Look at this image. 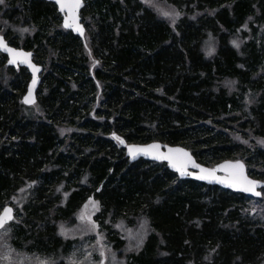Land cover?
I'll use <instances>...</instances> for the list:
<instances>
[{"label":"trees","instance_id":"trees-1","mask_svg":"<svg viewBox=\"0 0 264 264\" xmlns=\"http://www.w3.org/2000/svg\"><path fill=\"white\" fill-rule=\"evenodd\" d=\"M215 1L207 0L206 6H215L218 4ZM172 2L179 5L180 0ZM255 2L257 0H235L232 5L234 13L229 7L221 6L215 17H209L198 27L181 21L174 30L155 10L149 6L144 8L136 0H124L123 3L120 0L110 3L89 0L83 11L95 18L99 30L90 36L88 29L86 36L85 31L83 35L72 32L85 42L86 53L83 48L71 53L68 48H63V53L59 54L63 64L53 63L51 72L44 76L47 92L39 95V102L49 126L42 122L38 128L32 126L26 116L14 112L13 92L1 93V129L9 130L12 137H17L10 140L8 148L0 151V194L19 178L23 168L37 166L42 170V159L38 163V156L48 147L56 145L57 140L51 124H64L73 118L75 126L78 123L76 119L81 116L86 121L84 125L89 127L84 136H79L81 141H85L86 149L89 148L85 156L82 148L78 147L81 157L86 160L78 164L76 161L73 171L69 168L72 161L65 164L64 169L69 173L71 171L73 180L83 169L95 185L115 180L114 186L105 184L99 194L107 209L113 207L122 212L127 208H138L141 203L138 194L142 191L154 194L167 183L166 178L162 170L157 171L159 164H149L143 159L130 162L123 146L119 152L117 146L122 140L147 142L155 136L176 143L185 136L186 118L196 113L201 115L203 111L207 116L218 117L241 108L235 94L228 96L220 86H216V74L228 73L235 77L245 73L240 70L237 52L231 46L224 47L222 44L214 58L204 59L200 48L204 37L209 36L208 24L215 32L219 24L230 30L236 22L243 20ZM43 7L49 11L52 9L41 0H33L28 11L38 15ZM16 11L14 7L9 8L1 17L12 21ZM247 47L248 56L242 57L248 61L246 72L249 74V68L256 62L260 50L254 44ZM188 62L190 66L187 68L185 65ZM57 71L60 75L68 73L74 80L75 88L67 86L61 90L65 86L64 78H57ZM96 80L104 83L100 98H97ZM167 92L172 95L171 100H168ZM260 107L261 112L252 119L248 116L246 121L256 133L264 135V100ZM100 116L105 120L101 123L93 121ZM31 133H35L34 137ZM105 133L109 135V140L104 137ZM112 133H116L117 137H113ZM223 139L230 144L228 136ZM227 147L230 149L232 145ZM258 156L264 160V152H257L254 157ZM142 164H149L150 167L142 171L139 168ZM161 168L166 175L174 176L166 165ZM147 180L150 184L143 185ZM180 184L191 187H170L167 198L151 208L147 217L154 232L140 254L131 257L130 264H189L191 255L202 256L208 246H217L213 264H259L262 261L264 228L241 225V231H224L219 225L224 212L232 204L228 213L237 217L241 213L238 202L251 201V198L193 179H182ZM197 187L211 191V199L206 197L207 192L198 191ZM86 191L85 188L76 189L68 199V207L72 209L79 204ZM233 200L236 202L232 203ZM259 205L264 210V203ZM196 216L198 225L193 223Z\"/></svg>","mask_w":264,"mask_h":264},{"label":"rangeland","instance_id":"rangeland-1","mask_svg":"<svg viewBox=\"0 0 264 264\" xmlns=\"http://www.w3.org/2000/svg\"><path fill=\"white\" fill-rule=\"evenodd\" d=\"M41 1L45 5L49 4L52 9L49 11L43 7L44 9L36 15L29 13L33 0H3V3H0V35L17 47L32 50L34 60L43 65L41 72L43 77L51 72L53 63L63 64L59 58V54L63 53V48H68L70 53L77 51L78 48H83L86 53V49L83 46L85 42L80 37L63 27L62 14L58 11L56 4L47 0ZM114 1L104 0L107 3ZM206 1L180 0L177 5L172 0H136L144 8L149 6L155 10L174 30L181 21L186 25L192 24L198 27L209 17H215L221 6L229 7L231 13H234L232 5L235 0H223L222 2L216 0L214 3L218 4L211 7L206 6ZM120 2L123 3L124 0ZM13 7L17 11L12 21L3 19L1 14ZM81 16L85 36L86 29H88L89 36L99 30V23L95 22L92 15L82 11ZM207 28L209 36L204 37L200 48L204 59L214 58L223 46L222 44L224 47L231 46L239 55L238 64L241 72L245 73H240L235 77L228 73L216 74V86L217 88L220 86L228 96L235 94L241 102L239 104L241 108L218 117L207 116L206 111H203L201 115L196 113L186 118L187 131L178 142L170 143L158 139L162 136H155L153 140L182 145L207 166H214L225 159H240L246 164L251 176L264 180L263 157H254L257 152H264V135L262 132L256 133L254 127L246 121L248 116L252 119L256 116L255 114L261 112L260 106L264 100V0H257L253 3L252 9L245 14L243 20L236 22L230 30L222 24H219L216 32L209 24ZM183 35L186 38V35ZM248 44H254L260 50L256 62L249 68L251 72L249 74L246 72L248 61L242 57L248 56ZM6 62L7 56L0 53V103L3 99L1 93L13 92L16 114L26 116L32 122V126L36 125L37 128L41 122L46 124L47 118H45L39 98L31 108L24 107L21 102L30 73L25 67L14 68L8 66ZM185 66L188 68L190 63L188 62ZM90 69L94 73L93 68ZM55 76L64 78L65 86L61 90L67 86L71 89L75 88L74 80L68 73L60 75L57 71ZM96 82L99 90L97 98H100L104 83L97 80ZM40 85L42 86L41 94L46 93L45 77L44 84L42 82ZM167 96L168 100L172 99V95L168 92ZM65 114L67 116V113ZM76 120L78 123L75 126L73 118L68 119L64 124H51V129L57 136L55 140H57L56 145L48 147L43 154H39L38 163L42 159L43 163L41 162L40 165L42 170H39L37 166L23 168L19 178H16L14 183L0 194V212L7 204L14 209V219L0 230V264H130L131 257L140 254L150 234L154 232L147 217L151 208L167 198L170 187L182 185L184 188L191 187L188 184H180L182 179L174 172V176L166 175L165 170L161 168L162 165L167 167L166 163L147 161L149 164H159L157 166L160 168L157 171H163L167 183L154 194L149 191L146 192L148 195L144 191L140 192L138 197L141 203L135 210L127 208L119 212L113 207L107 209L102 204L99 194L105 184L114 186L115 180L110 182L106 180L95 185L83 169L75 176V180L72 178L71 171L75 169L76 161L78 164L86 160L85 157H81L79 153L81 149L78 147L82 148L81 151L85 152V156L89 150V148L86 149L85 141H81L79 137L84 136L86 128L89 127L84 125L86 121L81 116ZM104 120L105 118L100 116L94 118L93 121L101 123ZM8 131L2 130L0 126V151L5 147L8 148L10 140L17 137L16 135L12 137ZM107 133L104 137L109 140ZM31 134L34 137L35 133ZM28 135L31 137L29 133ZM112 136L117 137V134L112 133ZM227 136L230 144L228 140L223 139ZM31 142H34L33 139ZM231 145L232 148L229 149L227 146ZM122 146L120 143L116 150L119 152ZM123 150H125L124 146ZM71 161L69 173L67 169H64V165ZM149 164H142L139 168L142 171L146 170L150 167ZM147 184H150L149 180L143 182V185L147 186ZM82 188L87 190L83 200L70 209L68 199L76 189ZM196 189L207 192L206 197L211 199V191L209 192L204 187ZM247 197L251 198V201L238 202L241 213L237 214V217L233 213H228L233 206L232 203L236 202L235 200L224 212L219 224L224 231H241V225L264 228V210L259 205L264 203V189L261 198ZM64 211L67 212L64 213ZM82 213L84 214L83 219H81ZM193 223L199 224L198 216L193 219ZM117 240H120L119 243ZM216 252L217 246H208L202 256L191 255L188 258L189 264H213ZM260 257L262 261L259 264H264V252Z\"/></svg>","mask_w":264,"mask_h":264},{"label":"water","instance_id":"water-1","mask_svg":"<svg viewBox=\"0 0 264 264\" xmlns=\"http://www.w3.org/2000/svg\"><path fill=\"white\" fill-rule=\"evenodd\" d=\"M56 4L58 11L62 14V24L65 27V24L68 23L70 26L65 27L68 30H71L74 34L83 35L85 28L82 22L81 11L84 7V0H79V7L74 9V11H70L67 6L62 8V4L68 5L71 3H75V0H47ZM78 26V27H77ZM0 41H3V44L7 46L8 49H12L14 53H22L21 56L14 57L8 51H6L3 47H0V53H4L7 56V65L19 68L25 67L30 73V79L28 81L25 93L22 96V102L24 103L25 97L29 95V91L31 90V99L33 103H24L26 106H32L37 102V91L39 85L41 83V72L43 71V65L37 63L34 60V53L32 50H28L22 47H17L8 42V40L0 35ZM10 61H13L10 63ZM37 69V71H33V69ZM35 80V83L33 81ZM122 145L125 148V154L128 157L130 162H136L140 159L146 161L160 162L166 163L169 170L176 173L180 179H193L200 183H204L207 185H216L223 189H228L233 192L243 193L252 198H261L263 196L264 189V180L255 178L248 173L246 164L240 160H231L225 159L215 164L214 166H207L200 162L192 152L182 146V145H174L165 143L159 140H153L147 143H138V142H126L122 141ZM156 145L157 147L152 148L150 146ZM130 149L133 150L130 153ZM137 149H146L147 151H135ZM169 149H180L182 152H169ZM183 153H187L185 156ZM168 156L170 159H160L158 156ZM240 164L243 166L242 170L238 168H223V165H235ZM179 169V170H178ZM208 170V171H202ZM215 170L212 176H209L207 179H200V176H208V172ZM183 171V175L181 174ZM247 181H251L254 183L255 188L253 191H244L245 187H248ZM256 192L261 193V195H255ZM5 208H10L12 210V219L8 220L7 223L4 224L6 226L14 219V209L11 205H5L0 214L3 213ZM3 226V227H4ZM2 227V228H3ZM0 228V230L2 229Z\"/></svg>","mask_w":264,"mask_h":264},{"label":"snow or ice","instance_id":"snow-or-ice-1","mask_svg":"<svg viewBox=\"0 0 264 264\" xmlns=\"http://www.w3.org/2000/svg\"><path fill=\"white\" fill-rule=\"evenodd\" d=\"M0 3H3V0H0ZM65 6H67L70 11H74V9H76V8L79 7V0H75V3H71V4H68V5L62 4V8L65 7ZM69 26L70 25L68 23L65 24V27H69ZM25 31H26V29H25ZM0 47H3L6 51H8L14 57L23 55L22 53H14L12 49H8L7 46L3 44V41H0ZM11 62H13V61H10V63ZM33 71L35 73V71H37V69L34 68ZM33 83H35V80L33 81ZM24 103H33L32 99H31V90L29 91V95L27 97H25ZM150 147L155 148L157 146L156 145H152ZM135 151H147V150L146 149H137ZM173 151L182 152V150H180V149H176V150L169 149V152H173ZM132 152H133V150L130 149V153H132ZM183 155L187 156L188 154L187 153H183ZM157 158H160V159H170V157L164 156V155L158 156ZM221 167H223V168H238V169H241V170L243 168V166L240 165V164L223 165ZM202 171H208V170L202 169ZM214 171L215 170H212L211 172H208V176H200L199 178L200 179H207L209 176H212V174H213ZM181 174L182 175L184 174L183 171H181ZM247 184H248V187H245L243 190L244 191H253L254 188H255L254 183L251 182V181H247ZM255 195L259 196V195H261V193L256 192ZM93 206L95 207V205H93ZM11 213H12V210L10 208H5L3 210V213L0 214V228H2L4 226V224L7 223L8 220H11L12 219ZM83 218H84V214L82 213L81 214V219H83Z\"/></svg>","mask_w":264,"mask_h":264},{"label":"built area","instance_id":"built-area-1","mask_svg":"<svg viewBox=\"0 0 264 264\" xmlns=\"http://www.w3.org/2000/svg\"><path fill=\"white\" fill-rule=\"evenodd\" d=\"M88 3H89V0H85V4H84V7H83V9H86L87 8V5H88ZM98 59L101 61V58L100 57H98ZM44 77V76H43ZM42 73H41V83L43 82L42 81ZM40 83V84H41ZM41 89H42V86L41 85H39V88H38V91H37V98H39V96H38V94L40 95L41 94ZM101 104H102V101H101Z\"/></svg>","mask_w":264,"mask_h":264}]
</instances>
